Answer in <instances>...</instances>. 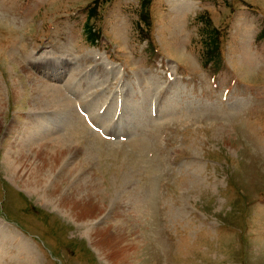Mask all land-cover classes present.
<instances>
[{"label": "rangeland", "instance_id": "374dc122", "mask_svg": "<svg viewBox=\"0 0 264 264\" xmlns=\"http://www.w3.org/2000/svg\"><path fill=\"white\" fill-rule=\"evenodd\" d=\"M32 131L72 153L49 202ZM0 264H264V0H0Z\"/></svg>", "mask_w": 264, "mask_h": 264}, {"label": "bare ground", "instance_id": "6f19581e", "mask_svg": "<svg viewBox=\"0 0 264 264\" xmlns=\"http://www.w3.org/2000/svg\"><path fill=\"white\" fill-rule=\"evenodd\" d=\"M17 65L18 68L21 69V71L25 72V68L22 66V64L17 63ZM39 88L42 93H45L44 85L39 84ZM30 130L32 129H28L27 133H29ZM35 134L36 133L33 131L29 134L31 135L29 139L33 141L31 142V146L27 145V142L24 143V141H22L24 144L22 143L20 145L19 140L16 141L15 144H17V146L15 147L14 144L12 150L9 152L10 159L8 160L9 162H7L9 164V165L7 164L8 165L7 167H8V171L10 172L9 174L11 176L18 179V177H15V175L18 174V176L24 180V187H26L33 194L41 195L42 197H44V199L47 202H49L48 196L53 195L57 190L58 185L56 183L58 182L59 179V177L56 178L52 186L50 188H47L49 183V168L56 169L57 167H61V165L64 164L66 158L68 159V156L72 153H70V149L67 148L66 146H60L57 150L56 148L54 150L53 149L54 147H52L51 144L52 140L50 141V138H48V136L46 137L45 135H40V133L38 135ZM33 146H35L34 147L35 150L32 148ZM27 148H29V150ZM30 148H32V150H34V152L37 153L42 158V160L40 158L39 163L31 169L32 172L28 176L27 172H29L30 170L29 168H27L28 162L25 160L28 159L29 157V151L31 150ZM67 165L69 167L70 174L74 176L78 171L79 163L78 164L75 163L73 167H70L69 164ZM45 167L47 168L46 172H45ZM89 172H90L89 168L84 169V174L91 175V172L90 173ZM67 173H68L67 169L62 171V175L64 176L68 175ZM66 179L67 178H65V180ZM77 182L79 186L76 187L75 193L77 194L78 191L80 190L78 196L72 199L69 197L58 199V202L60 201L59 205L62 207L63 210H66L70 214V216L76 218L81 222L89 224V221H93L94 218L98 217L97 215L102 211V207H100L98 203L95 204V201L97 200L96 199L97 192L95 191V186L89 188L84 186L86 185L85 183L82 184L79 181ZM85 188L88 190L86 194L81 191V189L84 190ZM103 233H104L103 229L95 230V232L92 233L94 238L97 239V242L96 241L95 242L100 247L103 246V244L106 241L104 239V236L102 235ZM101 236H103V238ZM105 237L106 239H108V241L109 240L111 241L112 233L110 234L107 233V235L105 234ZM119 239L121 238H118V240Z\"/></svg>", "mask_w": 264, "mask_h": 264}]
</instances>
